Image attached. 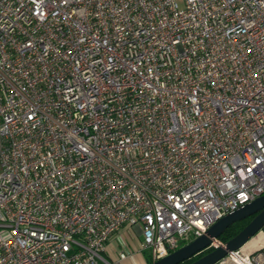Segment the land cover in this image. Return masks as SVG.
Returning <instances> with one entry per match:
<instances>
[{"label": "built area", "instance_id": "obj_1", "mask_svg": "<svg viewBox=\"0 0 264 264\" xmlns=\"http://www.w3.org/2000/svg\"><path fill=\"white\" fill-rule=\"evenodd\" d=\"M263 193L264 0H0V264L154 262Z\"/></svg>", "mask_w": 264, "mask_h": 264}, {"label": "water", "instance_id": "obj_2", "mask_svg": "<svg viewBox=\"0 0 264 264\" xmlns=\"http://www.w3.org/2000/svg\"><path fill=\"white\" fill-rule=\"evenodd\" d=\"M249 216H252V218L236 235L188 263L214 264L229 251L242 247L250 238L262 229L264 226V193L236 210L222 216L209 226L203 234L193 238L189 242L178 247L176 250L154 262H150L149 264H179L188 260L194 255L209 248L213 240L218 238L230 224L235 221L246 219Z\"/></svg>", "mask_w": 264, "mask_h": 264}, {"label": "crops", "instance_id": "obj_3", "mask_svg": "<svg viewBox=\"0 0 264 264\" xmlns=\"http://www.w3.org/2000/svg\"><path fill=\"white\" fill-rule=\"evenodd\" d=\"M140 240L141 234L138 227L125 225L109 239L102 255L112 264H149L143 253L139 252ZM121 250L131 251L132 254L123 260H119L118 254Z\"/></svg>", "mask_w": 264, "mask_h": 264}, {"label": "trees", "instance_id": "obj_4", "mask_svg": "<svg viewBox=\"0 0 264 264\" xmlns=\"http://www.w3.org/2000/svg\"><path fill=\"white\" fill-rule=\"evenodd\" d=\"M253 216V215H252ZM252 216H249L247 217L246 219H242V220H239V221H235L233 222L232 224H230L225 230L224 232L218 237L222 242H225L227 241L228 239H230L231 237H233L234 235H236L238 233V231H240L243 226L252 218ZM187 242H183V244H185ZM182 244V245H183ZM212 248L210 249H207L203 252H200L196 255H194L193 257H191L190 259L188 260H185L179 264H188L190 262H192L193 260L199 258L201 255H203L205 252L211 250ZM150 263V262H149Z\"/></svg>", "mask_w": 264, "mask_h": 264}, {"label": "bare ground", "instance_id": "obj_5", "mask_svg": "<svg viewBox=\"0 0 264 264\" xmlns=\"http://www.w3.org/2000/svg\"><path fill=\"white\" fill-rule=\"evenodd\" d=\"M264 242V235L263 233L259 232L257 233L252 239H250L248 242H246L243 245V248H248L249 246H255L259 243H263Z\"/></svg>", "mask_w": 264, "mask_h": 264}, {"label": "rangeland", "instance_id": "obj_6", "mask_svg": "<svg viewBox=\"0 0 264 264\" xmlns=\"http://www.w3.org/2000/svg\"><path fill=\"white\" fill-rule=\"evenodd\" d=\"M179 3L181 4L180 1H179ZM254 236H255V235H254ZM254 236H253V237H254ZM253 237H252V238H253ZM138 238H140V235H138ZM252 238H250V239H252ZM134 241L136 242V240H134ZM143 255H144V257H145V259H146L147 261H150V260H149V257H148V254H147L146 251L143 252Z\"/></svg>", "mask_w": 264, "mask_h": 264}]
</instances>
